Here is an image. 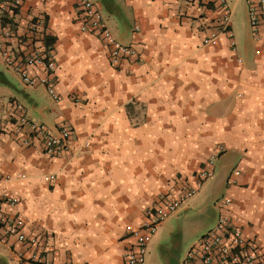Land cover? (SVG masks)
Here are the masks:
<instances>
[{
	"label": "crops",
	"instance_id": "crops-1",
	"mask_svg": "<svg viewBox=\"0 0 264 264\" xmlns=\"http://www.w3.org/2000/svg\"><path fill=\"white\" fill-rule=\"evenodd\" d=\"M93 1L138 58L112 66L105 42L80 29L78 0H25L11 39L14 49L30 45L34 20H45L60 102L26 85L0 53V211L39 238L31 248L0 241V264H124L127 226L194 186L211 157L213 177L157 227L146 264H182L160 246L206 198L216 200L207 231L229 196L233 221L264 250V25L256 37L245 0H227L233 50L224 34L202 42L221 16L211 0ZM15 102L31 120L71 130L61 156L47 155L42 137L25 144L14 132L6 114Z\"/></svg>",
	"mask_w": 264,
	"mask_h": 264
},
{
	"label": "built area",
	"instance_id": "built-area-1",
	"mask_svg": "<svg viewBox=\"0 0 264 264\" xmlns=\"http://www.w3.org/2000/svg\"><path fill=\"white\" fill-rule=\"evenodd\" d=\"M25 0H0V53L4 64L13 69L22 81L31 87H45L49 96L60 102L57 89L56 62L47 51L43 40L45 20L38 17L34 20L31 33V44H23L20 49L11 45L16 18ZM218 6L221 16L218 21L207 25L210 32L203 38L204 45H217L219 36L224 34L230 41L231 48L236 50V41L231 29L233 9L227 0H211ZM248 18L254 35L257 37L264 25V0H245ZM78 18L80 29L98 35L109 50V61L114 67L125 61L139 57L138 49L133 45L118 41L107 25L102 10L93 0H78ZM41 29V30H40ZM241 62V59H238ZM15 111L6 114V122L13 126L14 132L24 133L23 142L29 144L31 137H42L44 152L51 157L61 156L69 147L71 130L61 127L52 130L44 123L31 120L24 106L15 102ZM215 157H211L206 167L195 175V185L188 187L179 197L161 201L148 211L147 220L138 226L128 225L127 232L134 242L124 255V264H146L148 248L156 234L157 227L175 213L181 204L194 197L203 183L213 177ZM237 174L238 172L235 171ZM51 179L54 176L50 177ZM235 182L234 179L230 180ZM3 201L11 206L18 203L16 197L5 191ZM220 214L213 228L205 232L186 252L182 264H264V250L246 237L245 231L237 225L230 214L232 200L222 197L218 202ZM0 241L4 243H22L28 247L39 244V238L27 232L25 220L19 215H10L0 211ZM20 256H23L21 253Z\"/></svg>",
	"mask_w": 264,
	"mask_h": 264
},
{
	"label": "rangeland",
	"instance_id": "rangeland-1",
	"mask_svg": "<svg viewBox=\"0 0 264 264\" xmlns=\"http://www.w3.org/2000/svg\"><path fill=\"white\" fill-rule=\"evenodd\" d=\"M215 201L212 198H206L198 206L192 207L189 213V219L184 225L177 224L176 233L179 232L180 226L184 228V235L174 233L166 241L162 242L160 250L165 257L182 259L189 248L205 233L211 223V216L214 212Z\"/></svg>",
	"mask_w": 264,
	"mask_h": 264
},
{
	"label": "trees",
	"instance_id": "trees-1",
	"mask_svg": "<svg viewBox=\"0 0 264 264\" xmlns=\"http://www.w3.org/2000/svg\"><path fill=\"white\" fill-rule=\"evenodd\" d=\"M54 40H55L54 38H50V37H48L47 35H46V37H45V43H46L47 46L52 45L53 42H54Z\"/></svg>",
	"mask_w": 264,
	"mask_h": 264
}]
</instances>
